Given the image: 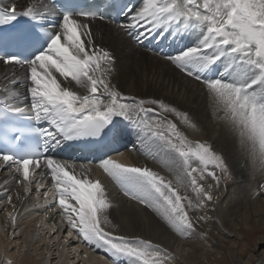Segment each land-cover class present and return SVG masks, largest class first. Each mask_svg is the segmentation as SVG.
<instances>
[{
	"label": "snow or ice",
	"instance_id": "snow-or-ice-1",
	"mask_svg": "<svg viewBox=\"0 0 264 264\" xmlns=\"http://www.w3.org/2000/svg\"><path fill=\"white\" fill-rule=\"evenodd\" d=\"M121 16L126 23L116 19ZM96 21L115 24L140 46L156 37H195L175 54H160L203 86L217 124L235 135L253 176L259 170L264 177V0H140L138 5L31 0L22 9L14 2L0 7V167L16 178L25 197L35 191L37 206L43 199L45 219L48 212L60 217L46 225L53 237L47 244L59 248L58 256L74 255L72 264L90 259L80 245L105 253L101 259L107 264H178L177 250L170 246L118 231L120 225L110 218L117 205L101 175H93L92 162L77 165L52 154L62 143L83 138L116 151L115 158L105 155L95 168L118 194L149 210L173 243L195 238L207 246L208 212L216 211V192L232 176L225 157L208 139L190 138L164 115L176 117L184 129L206 131L190 113L162 98L126 96L112 83L116 58L96 43ZM121 120L137 136V142L129 139L123 146L131 144L129 151L157 161L171 178L128 162L111 148L126 139ZM208 178L211 183H205ZM252 195L264 196V182ZM15 199H21L19 193ZM7 203L13 231L0 229L6 241L2 264H24L27 243L23 250L17 247L19 261L7 255L20 215L12 196ZM73 238L79 244L69 253ZM192 251L189 247L181 255Z\"/></svg>",
	"mask_w": 264,
	"mask_h": 264
},
{
	"label": "bare ground",
	"instance_id": "bare-ground-1",
	"mask_svg": "<svg viewBox=\"0 0 264 264\" xmlns=\"http://www.w3.org/2000/svg\"><path fill=\"white\" fill-rule=\"evenodd\" d=\"M29 1L30 0H0V3L4 7H7L10 3L14 2L22 9L25 3ZM93 31L96 34V43L100 47L111 51L116 58V71L112 74V83L126 96L136 97L138 99L162 98L166 102L173 103L179 109L190 113L198 123L205 125L206 131L196 132L184 129L183 125H180L176 117L169 114L164 115L177 122L178 126H180L182 130H185L190 138L212 139L215 147L221 150L230 161L235 164L234 171L237 176L229 187H234L237 183L239 184L242 173L246 172L241 169V163L246 161V158L241 154L239 157V152L236 148L238 142L235 135L229 133L222 125H218L215 121L207 93L204 91L203 86L199 84V82L184 77L177 69L166 62L163 56L154 54L153 51L136 45L130 37L117 30L115 24L108 21H96L93 24ZM141 50L146 52H142ZM3 71L4 69L0 68V72ZM120 126L125 128L127 133L124 144L127 143L129 139L133 142H137L136 133L134 130L127 127V122L121 120ZM64 147L65 143L52 154L58 159L68 161L69 163H76L77 165L84 164L68 160V157L62 154V152H67ZM122 147L124 149L122 152L124 153L123 159L126 161L138 165L147 164L162 175L169 176L167 170L157 163V161L145 157L139 150L129 151V149L132 148L131 144H128L127 148L124 146ZM117 154L118 153L114 154L113 157L115 158ZM236 162H238L237 165ZM93 175H101L104 183L108 186L111 196L114 198L113 202L117 207L111 211L110 218L114 223L120 225L118 231L127 235H139L146 239L160 242L165 246H170L174 250H177V255L179 257L178 264H198V257L206 252L205 250H207L208 244L222 247L229 255H232L234 252L232 248L234 245H238L239 238H241L240 232L238 231L240 222H246V220L251 217L264 219V196L253 198V195H250V198H248L244 205L242 199L235 198L233 200L235 201L233 204L234 206L229 205L230 207L228 206V208H222L219 218L216 213L219 212L217 208L215 212H208V215L211 216L212 219L204 225V230L209 229L214 237L208 235L206 247H201L202 242L195 238L191 241H177L173 243L172 236L158 222L155 216L149 210L130 205L125 198L118 194L116 186L100 174L99 170L95 168V165H93ZM169 178L171 177L169 176ZM5 180H7V184L4 183ZM262 182H264V179H262ZM237 188L241 189L239 186ZM17 193L20 194V200L15 199ZM221 193L223 194V192ZM227 193L229 192L227 191ZM35 195V191H33L30 196L25 197L23 188L17 182L16 178L10 174L7 168L0 167V229L7 226L9 232L13 231L11 222L6 218V213L12 210L11 206L7 203L8 196L13 197V203L16 204L17 210L20 213L18 216V226L15 229L16 236L11 240L7 255L19 261L21 258L16 255L17 247L23 250L25 243H27L29 247L23 258L24 264H57L58 261L60 264H72L74 255L71 257L64 254L58 256L56 253L59 251V248L55 245L47 244V240L53 237L46 234L49 231L46 225L50 226L53 222H59L60 217L52 212H48V218L45 219L46 209L43 206V199L41 198L39 206H37ZM233 201H231V203ZM225 205L228 204L226 203ZM42 221L43 223H41ZM37 225H40V227L37 228ZM37 232L39 235H37ZM62 235H66V230ZM30 236L32 239H29ZM5 242L4 234L0 232V264H2L5 255ZM78 244L79 241L74 238L71 239L69 253H71L72 248L76 247ZM261 244L264 245V239ZM189 247L193 249L192 253L181 255V252ZM244 247H241V259L242 255H246L248 251ZM80 248L89 252L90 259L87 261L82 260L78 262V264H107V258L101 259V257H106V254L102 251L92 252L90 249H85L84 245H80ZM249 253L250 256L247 257V259H242L241 264H254V262L259 259L261 264L264 263V251L262 252L263 254ZM118 264H125V261L120 260Z\"/></svg>",
	"mask_w": 264,
	"mask_h": 264
},
{
	"label": "rangeland",
	"instance_id": "rangeland-1",
	"mask_svg": "<svg viewBox=\"0 0 264 264\" xmlns=\"http://www.w3.org/2000/svg\"><path fill=\"white\" fill-rule=\"evenodd\" d=\"M30 1H29V3H30ZM141 51L142 52H146V51H143V50H141ZM179 90H181V89H179ZM209 142L212 143L213 148L215 149V151H217L218 153H223L221 150H219V149H217L215 147V144L213 143V140L212 139L209 140ZM236 148H237V150L239 152V157H240L241 152L239 151V147L236 146ZM223 155H224L225 160H226V162H227V164H228V166H229V168H230V170L232 172V176L227 181H222L219 189L217 190L218 192H216V194L219 196V203H218V206L216 207L218 209V211H219V212H216L218 218L221 216L220 211L222 210V208H228L229 205L230 206L233 205L235 203V201H233L235 198L240 199V200L242 199V203L244 205L245 202H247L248 198H250V195L252 196V193L254 192V190L257 189L258 184L262 182V179H264V177L261 176V172L259 170H256L255 176H253V169H252L251 163L245 157L246 158L245 160L247 162L246 161H243L241 163V167H242L241 169L244 170V171H246V172L245 173L244 172L242 173V175L240 177L239 184L237 183V184H235V186L233 185L234 187H229L234 182L233 180H235V177L237 176V174L234 171L235 164H233V162L230 161V159L224 153H223ZM237 164H238V162H236V165ZM247 173H249V174H247ZM248 181H250V182H248ZM211 182H212L211 181V178H208V180L205 183H211ZM238 186L241 187V189L240 188H237ZM228 188L229 189L231 188V189L229 190ZM243 188L245 189V191H244ZM227 191L229 193H227ZM221 192H223V194ZM229 198H231L232 200L229 199ZM230 200L233 201V202L231 203ZM220 202H221V204H220ZM225 202L228 205H225L226 204ZM222 203H223V206H222ZM205 230L208 231V235L209 236L212 235L211 237H214L213 233L209 229H205ZM238 231L240 232L241 238H239L238 245L236 244L232 248V249H234L233 250L234 252H233L232 255H229L228 252L225 249H222V247H218V246L216 247L213 244H208L207 250H205L206 252H204V254H201L200 255L201 257L200 256L198 257V260H197L198 261V264H226V263L227 264L228 263L229 264H241V260L242 259H247V257L250 256L249 255L250 254L249 252H251V254H254V253H256V254H259V253L260 254H263L262 252L264 251V247L261 246L262 245L261 242L264 239V219L259 218V217H256V218L255 217L248 218L246 220V222H244V221L243 222H240L239 227H238ZM66 234H67V232H66ZM242 246L243 247L245 246L244 248H246V250H248V251L246 252V255H242V259H241L240 252L242 251L241 250V247ZM260 262L261 261L259 259V260L255 261L254 264H261ZM262 264H264V263H262Z\"/></svg>",
	"mask_w": 264,
	"mask_h": 264
}]
</instances>
